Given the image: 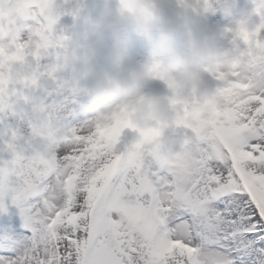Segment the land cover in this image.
<instances>
[{
  "label": "snow or ice",
  "instance_id": "obj_1",
  "mask_svg": "<svg viewBox=\"0 0 264 264\" xmlns=\"http://www.w3.org/2000/svg\"><path fill=\"white\" fill-rule=\"evenodd\" d=\"M55 0H0V264H264V15L161 134L76 119Z\"/></svg>",
  "mask_w": 264,
  "mask_h": 264
},
{
  "label": "clouds",
  "instance_id": "obj_2",
  "mask_svg": "<svg viewBox=\"0 0 264 264\" xmlns=\"http://www.w3.org/2000/svg\"><path fill=\"white\" fill-rule=\"evenodd\" d=\"M252 2V12L235 27L226 25L211 37L189 32L181 42L191 14L207 11L210 0H115L114 7L100 12V23L112 32L127 27L143 37L153 45L147 58L125 69L127 45L115 40L106 47L104 35L97 32L91 55L100 56L101 63L95 70L88 67L87 58L67 53L59 56V64L73 70L81 65L80 80L87 82L79 83L77 95L105 127L123 125L143 131L155 126L163 134L176 118L179 103L195 101L197 94L201 109L213 101L212 89L203 86V75L227 68L234 60L237 39L254 31V17L264 15V0ZM152 81L161 82L167 95L146 92ZM186 93L193 98L189 100Z\"/></svg>",
  "mask_w": 264,
  "mask_h": 264
},
{
  "label": "rangeland",
  "instance_id": "obj_3",
  "mask_svg": "<svg viewBox=\"0 0 264 264\" xmlns=\"http://www.w3.org/2000/svg\"><path fill=\"white\" fill-rule=\"evenodd\" d=\"M55 3L59 19L53 26V38L63 37V39L59 40L57 48L49 49L47 55L42 54L40 61L42 65L54 62L56 55L67 53L78 58H87L88 67L95 70L101 62L100 56L91 55V46L96 39L97 32H102L104 35L106 47H111L115 40H121L127 45L125 69L141 63L152 51L153 45L151 43L127 27H121L118 31L112 32L100 23V12L105 7H114L115 0H55ZM210 3V8L205 11L207 16L204 20L199 12L191 14L187 29L179 37L181 42L187 39L189 32L211 37L217 35L226 25L235 27L236 22L252 12L254 8L252 0H210ZM173 12L174 6L169 8V13L173 14ZM254 19L257 21V18L254 17ZM79 25L81 33L86 37L78 36ZM222 43L228 46L226 41ZM81 70V65L78 64L75 70L69 67L58 74L64 78L74 77L79 85V83L87 82L80 80ZM203 86L213 89L214 81L211 76L203 75ZM145 91L157 96L167 95L164 85L159 81L149 83ZM186 96L189 100L193 98L191 93H186ZM196 98H199L198 94ZM77 101L75 105L76 119L93 115L82 97L78 96Z\"/></svg>",
  "mask_w": 264,
  "mask_h": 264
}]
</instances>
